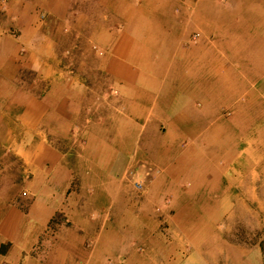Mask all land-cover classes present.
<instances>
[{"label": "crops", "instance_id": "crops-1", "mask_svg": "<svg viewBox=\"0 0 264 264\" xmlns=\"http://www.w3.org/2000/svg\"><path fill=\"white\" fill-rule=\"evenodd\" d=\"M140 3L0 0V146L17 149L27 173L21 187L31 200L25 209L0 202V264H264L263 236L237 248L223 241L219 230L226 210L222 197L232 195L230 186L239 179L260 181L261 188L248 190V195L257 197L256 207L264 211V94L255 88L264 80V0ZM149 14L156 27L142 41L153 38L155 48L159 42L156 49L165 53L149 64L143 56L139 64L129 57L144 50L137 45V27ZM239 20L254 21L261 46L249 52L247 73L238 72L228 91L196 109L194 93H189L179 117L167 122L158 118L151 127L170 141L163 147L166 155L180 131L189 138L177 157L187 164L202 156L199 146H219L189 183V195H207L206 204L193 206L183 198L186 191L168 188V166L156 171L131 166L125 163V149L129 136L136 138L142 131L137 126L142 115L145 122L150 120L163 97L175 101L174 95L165 96L164 78L156 77L159 70L169 71L172 51L208 54L219 81L223 52L206 29ZM49 21L58 25L56 31L48 33ZM195 33L198 40L190 37L188 45L187 37ZM210 47L213 53L206 50ZM22 68L37 69L44 78L54 73L53 81L47 78L48 91L36 96L29 86L19 88ZM61 68H71L72 76L61 77ZM83 75L86 86L78 80ZM140 76L142 95L131 99L126 119L120 110L121 90L112 88L108 78L130 88ZM13 127L20 130L15 133ZM206 131L213 138L201 141ZM256 132L262 134L259 141L254 140ZM19 133L21 143L15 140ZM253 164L261 165V171ZM138 168L149 176L144 193L127 179L128 171ZM223 180L229 187H222ZM64 195L67 203L61 201ZM98 200L107 205L97 209ZM52 219L58 224L50 236L45 230Z\"/></svg>", "mask_w": 264, "mask_h": 264}, {"label": "rangeland", "instance_id": "rangeland-1", "mask_svg": "<svg viewBox=\"0 0 264 264\" xmlns=\"http://www.w3.org/2000/svg\"><path fill=\"white\" fill-rule=\"evenodd\" d=\"M140 1L141 5L146 4V2H156V0ZM82 6L83 8L87 7L86 5ZM92 11L96 12V10ZM92 14L93 17L96 18L95 14ZM144 18L147 20H140L138 23L137 28H139V34L136 38L138 39L137 45H141L144 50L138 48L139 55L136 58L132 56L129 57L133 61H138L139 64L143 56H145L146 62L149 64L156 62L165 53L163 49H156L159 47V42L156 44L155 48V44L152 43L153 38H147L146 42L142 41L145 38L144 34L146 36L150 35L149 31L152 32L151 28L156 27L155 23L153 24L150 20V18H152L151 14L146 15ZM43 19L44 17L40 18V21ZM202 20L205 22L207 21V23L210 22L209 20H204L203 18ZM95 21L97 20H89L90 23H94ZM83 24L86 28V24L84 22ZM57 27L58 25L56 26L54 22L50 23L49 21L47 24L48 33L49 31H56L55 29ZM214 29L215 30L209 28L206 30L209 32L208 38L214 43V47H217L219 50H221V52H223L219 60L221 61L223 67V74L221 77L222 79L219 81L214 79L216 77L215 69L213 65L210 64V58L208 57V54L202 57V52L201 57H199V54L196 52L189 55L183 49L173 50L169 71L164 73L162 70H159V73L154 72V74L158 73L156 77H159L160 75L162 78H164V82L167 84L165 96L174 95L175 101L171 103L169 98L163 97L158 102L159 104L154 110V116L150 120L145 122V117L142 115L137 120V126L143 127L142 131L136 137L137 139L132 135L129 136L128 141L131 144L125 149V163H131V166L132 164H135L133 165L135 167L138 163L147 171H156L161 166H168V171H171L170 177L167 178V180L170 182L168 188H171L172 191H176L179 194L183 190L186 191V194L183 196V198L187 199L193 206L200 205V203L206 204L207 195L201 193L200 191L189 195L187 193V188H190L189 183L192 178L196 177L198 173L202 172L206 168V158L214 156L219 146L215 142L211 143L209 147L206 146V143L203 146H199L202 156L199 158V160H196L191 164H187L183 158L181 159L177 157L178 152L182 149L183 145L188 143L189 138L183 135V132L180 131V134H178L176 138L172 139L171 149L166 155V153L163 151V147L170 141L165 140L163 138L164 136H159L153 133L151 127L158 118L160 121L167 122L170 119H173L175 116L179 117L178 114L181 112L183 105L188 101L187 96L189 93H194L191 97V100L198 106L194 105L192 106V109H196L201 105H207L208 101L210 100H215L218 95H221V91H228L231 86V80L236 76V74H238V72L247 73V59L250 54L249 52H251L255 47H261L259 43V37H257L258 28L254 26V21L239 20L236 21V24L234 23L232 25H224L223 23L221 25L220 23L219 28L216 27ZM65 32L69 34V26L65 28ZM196 34L197 33L191 34L189 37H187L188 45L190 44V37L192 39L198 40V35ZM257 38L258 40H256ZM93 48L95 49V46ZM211 48L212 47L206 50L213 53L214 48ZM142 52L150 53H146L144 55ZM101 54L102 52L100 51L99 55ZM141 69L142 71L146 72V74H150L148 67H141ZM22 70L23 72L21 73V82L17 85L19 88L22 87L24 90H27L29 86L36 96L41 95L43 92H46V90L48 91L49 86H46V83L49 82V79L47 78L51 77L50 79L53 81L54 73L44 78L45 75L43 73L40 75L37 69L32 70L28 68H22ZM60 71L63 72V75H61L63 78L68 74L69 77L72 76L71 68H61ZM56 78L57 77H55V79ZM83 78H85L84 75L80 76L78 80L82 83V85L84 84L86 86ZM59 79L55 81H59ZM110 79L111 78L109 77L108 80L110 82V86L114 88L117 85L118 90H121L122 102L120 110L123 117L127 119L131 116V99L136 97V95H142L144 85L142 84L143 82L141 81V76L138 78V81L134 82L130 88L123 85L119 87L118 83L112 82ZM256 84L257 85H255V88L258 95L264 94V80L257 81ZM146 101L147 100L145 99L144 104ZM105 127H111V125L106 124ZM178 128L181 129L183 127ZM198 128L199 127H196V129ZM12 130L16 133L20 129L19 127H13ZM107 132L108 129L104 133ZM161 133L164 134L165 129L161 130ZM212 135L213 134L211 132L206 131L203 133L201 141L211 140L213 138ZM254 135L255 141H259V138H262V134L260 133L256 132ZM15 140L18 143L23 142L20 133L18 134L17 139L15 138ZM110 145L111 147H115L113 143ZM16 150L17 149L11 146V144L5 147L0 146V202L4 201L8 205L11 204L16 208L25 209V207L30 204L31 200L30 197L25 194V191L22 190L20 182L27 173L22 160L16 153ZM131 166H129V168H131ZM253 168L261 171V165L253 164ZM256 169L254 170L255 172L257 171ZM239 170L241 169L239 168ZM139 171H141L139 168L135 169L134 171H128L127 179H129L133 189L139 191L140 193H144L149 176H147L148 172L142 171V173H140ZM227 183L228 182L226 180H223L222 187H229L227 186ZM260 184L261 183L259 180L239 179L238 182H234V184L230 186V188L233 187L232 190H234L232 195L222 197V205L226 206V210L222 212L223 218L219 224V230L222 231L221 237L223 241H227L237 248L242 242L246 245L253 244L258 235L264 237V227L261 226V219L264 218V211H261L256 207L257 197L255 199L254 196L248 195L250 194L248 190L255 192L258 190V188H261ZM138 186L140 188H138ZM2 194L6 195L1 197ZM52 198L56 199V197ZM65 198V195L62 196L61 201L63 200L65 203H67L68 200L66 201ZM128 202H130V199ZM106 205L107 202L104 200H98L95 203V207L97 209L104 208ZM114 209L115 206L112 207L111 214H115ZM55 224L58 223H56L54 219L50 220L45 230V234L52 236L56 229Z\"/></svg>", "mask_w": 264, "mask_h": 264}, {"label": "built area", "instance_id": "built-area-1", "mask_svg": "<svg viewBox=\"0 0 264 264\" xmlns=\"http://www.w3.org/2000/svg\"><path fill=\"white\" fill-rule=\"evenodd\" d=\"M138 188H140V187L138 186Z\"/></svg>", "mask_w": 264, "mask_h": 264}]
</instances>
